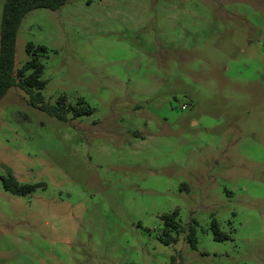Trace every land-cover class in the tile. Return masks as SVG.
Masks as SVG:
<instances>
[{"label":"rangeland","instance_id":"1","mask_svg":"<svg viewBox=\"0 0 264 264\" xmlns=\"http://www.w3.org/2000/svg\"><path fill=\"white\" fill-rule=\"evenodd\" d=\"M29 42L46 101L93 111L0 99V264H264V0H69L16 70Z\"/></svg>","mask_w":264,"mask_h":264},{"label":"trees","instance_id":"2","mask_svg":"<svg viewBox=\"0 0 264 264\" xmlns=\"http://www.w3.org/2000/svg\"><path fill=\"white\" fill-rule=\"evenodd\" d=\"M68 2L69 0H5L0 39V99L10 88H18L29 97V103L32 106L58 119H66L70 112L76 117L92 113L91 108L66 105L63 102L65 95H62L56 104L46 101L43 90L47 81L42 79L44 65L40 60L46 52L44 46H37L32 42L27 43L28 59L21 68L15 69L17 34L25 15L38 8L58 10ZM3 184L6 190L16 194H25L36 188L33 185H20L12 175L4 179ZM177 215L178 211L176 210L171 215L163 216L166 228L180 229V225L176 222ZM213 227L215 239L222 240L224 235L216 221L213 222ZM186 237L191 246L196 247L195 230L191 229ZM224 238L226 239L228 236H224Z\"/></svg>","mask_w":264,"mask_h":264},{"label":"built area","instance_id":"3","mask_svg":"<svg viewBox=\"0 0 264 264\" xmlns=\"http://www.w3.org/2000/svg\"><path fill=\"white\" fill-rule=\"evenodd\" d=\"M187 105L186 104H184L183 106H182V110H184V109H187Z\"/></svg>","mask_w":264,"mask_h":264}]
</instances>
